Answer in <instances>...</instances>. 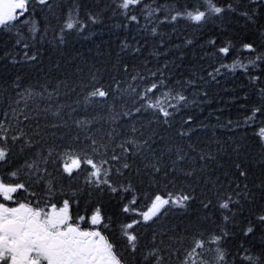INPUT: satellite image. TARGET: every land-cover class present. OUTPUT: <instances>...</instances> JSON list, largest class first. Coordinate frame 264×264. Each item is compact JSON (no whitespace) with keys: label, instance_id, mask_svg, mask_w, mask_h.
Returning a JSON list of instances; mask_svg holds the SVG:
<instances>
[{"label":"trees","instance_id":"16d2710c","mask_svg":"<svg viewBox=\"0 0 264 264\" xmlns=\"http://www.w3.org/2000/svg\"><path fill=\"white\" fill-rule=\"evenodd\" d=\"M211 2L222 11L208 0H141L128 10L122 0H29L0 32V179L25 185L14 197L67 201L73 218L98 210L124 264H184L197 240L204 248L188 264H252L245 255L264 264V0ZM195 10L206 12L200 22L186 15ZM97 87L109 95L90 98ZM158 99L177 105L167 123L147 107ZM67 152L107 161L108 184L89 182L83 163L65 173ZM170 194L190 199L144 222L155 196ZM133 221L135 252L123 235Z\"/></svg>","mask_w":264,"mask_h":264},{"label":"snow or ice","instance_id":"6c2138e0","mask_svg":"<svg viewBox=\"0 0 264 264\" xmlns=\"http://www.w3.org/2000/svg\"><path fill=\"white\" fill-rule=\"evenodd\" d=\"M28 2L29 0H0V32L11 31L15 27L20 17L27 11ZM253 2H256V0H253ZM39 3L45 4L47 0H39ZM139 3H141V0H122L119 7L128 10ZM208 4L212 12L218 14L222 11L220 7L214 6L211 0H208ZM186 15L191 21L200 22L205 18L206 12L200 10L188 11ZM130 19L135 21L137 18L131 16ZM171 19L175 21L177 16H172ZM66 27L72 29L74 25L69 22ZM32 31H35V26H33ZM244 47L251 50V45H245ZM220 51L227 54L228 49L221 48ZM31 58L34 59L35 57ZM217 72H219V69H217ZM157 87L158 85L153 83L151 87L145 90L141 99L146 98L148 93L153 92ZM108 95V91L100 87L89 93L90 98H104ZM164 95L169 94L165 93ZM175 99L178 104L180 101H184L185 97L180 95ZM147 107L158 109L159 113L165 118L164 122L167 123L168 118L173 114L168 109H175L177 105L168 104L165 107L158 99L155 103H149ZM137 111H140V109H137ZM0 132L3 133L0 134V142L6 144L8 139L7 129L4 128L2 122H0ZM258 135L264 138V128L259 130ZM19 138L18 136L11 137L13 141ZM93 144H95V141H93ZM124 151L126 152L128 149L125 148ZM64 155L70 160V163L66 160L63 166L64 172L69 176L72 175L74 169H79L83 163L91 168L89 182H95L97 185L100 183L108 184L107 179H101L102 176L106 177L108 175V170L103 167L107 161L96 162L91 157L81 156L75 152H67ZM7 156L8 150L0 144V163L5 162ZM111 159L118 160L119 157L113 155ZM123 166L127 168L128 164L125 163ZM27 167L32 168L33 165L29 164ZM10 175L15 178L17 172L14 171ZM241 175H244V173H241ZM91 178H95V180L93 181ZM109 186L111 187V185ZM24 187L25 185L22 183H5L0 179V197H2V200H0V264H124L121 254L114 249L113 243L109 242L100 230H83L79 223L71 222L67 201H65L62 208L57 209L55 205H52L50 210L41 207L38 203L32 205L30 202L19 203L14 201L12 194ZM112 191H116V189L112 188ZM188 199L190 197L183 194L175 196L170 194L167 199L161 195H156L147 211L141 213L143 221H151L165 209V206L170 204L183 207L184 202ZM3 201H14L17 206H8ZM228 206L227 202L220 205L221 208H228ZM124 211L128 212L129 208L126 206ZM259 220L264 222V215L260 216ZM100 223L99 211L97 210V214L91 218V224L97 225ZM135 223L137 221L127 224L123 229L127 247L133 252L137 250V236L128 230L132 229ZM251 231L252 228L250 227L248 232ZM220 239L219 236H213L210 243H217ZM204 244V241L197 240L192 251L188 253L184 264H188V259L197 252V249H203ZM216 252L218 260H223V252L220 249H216ZM149 255H154V253H149ZM243 258L252 261V264H256V260L252 256L245 255ZM157 264H159V260H157ZM193 264H196V262L193 261ZM201 264H204V262L201 261Z\"/></svg>","mask_w":264,"mask_h":264},{"label":"flooded vegetation","instance_id":"af4514ba","mask_svg":"<svg viewBox=\"0 0 264 264\" xmlns=\"http://www.w3.org/2000/svg\"><path fill=\"white\" fill-rule=\"evenodd\" d=\"M0 200H2V197H0ZM14 201H18L19 203H26L25 201H21V200L16 199V197H14ZM14 201H3V202L6 205H8V206H13L14 207V206H17V204ZM55 206L57 207V209H59V208H62L64 205H55ZM51 207H52V205H50L48 207H45V208L48 209V210H50ZM70 218H71V222L79 223L80 224V227L83 230H100L99 229V224H97V225H92L91 224V217L73 218V217L70 216ZM81 218H83V219H81ZM101 234L104 235L102 233V231H101Z\"/></svg>","mask_w":264,"mask_h":264}]
</instances>
